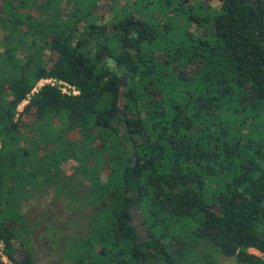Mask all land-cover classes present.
I'll list each match as a JSON object with an SVG mask.
<instances>
[{
	"label": "trees",
	"instance_id": "16d2710c",
	"mask_svg": "<svg viewBox=\"0 0 264 264\" xmlns=\"http://www.w3.org/2000/svg\"><path fill=\"white\" fill-rule=\"evenodd\" d=\"M78 192L67 264H264V0H0L10 264Z\"/></svg>",
	"mask_w": 264,
	"mask_h": 264
},
{
	"label": "rangeland",
	"instance_id": "374dc122",
	"mask_svg": "<svg viewBox=\"0 0 264 264\" xmlns=\"http://www.w3.org/2000/svg\"><path fill=\"white\" fill-rule=\"evenodd\" d=\"M122 82L124 77L119 76ZM26 101L22 102L18 107L22 109ZM70 166L73 162H69ZM69 167V165H68ZM66 170V169H65ZM69 171V170H67ZM73 182V181H72ZM87 185V181H84ZM50 191V197L57 196V193ZM62 206L56 202L49 204L48 206L30 207L27 208L29 215H27L28 223L33 231L32 234V249L33 257L36 264H67L64 258V246L69 237L83 235L86 231V216L88 213V206L85 198L80 196L76 197L74 205L70 200H61ZM73 209H66L67 207ZM38 214V215H37ZM39 220L41 223L35 225L33 220ZM63 247V248H62ZM251 252H255L250 249ZM17 256L19 254L17 253ZM7 258V257H6ZM7 263H10L8 259H5ZM216 264H237L231 259H226L222 256L217 257Z\"/></svg>",
	"mask_w": 264,
	"mask_h": 264
},
{
	"label": "built area",
	"instance_id": "2783aa9c",
	"mask_svg": "<svg viewBox=\"0 0 264 264\" xmlns=\"http://www.w3.org/2000/svg\"><path fill=\"white\" fill-rule=\"evenodd\" d=\"M44 84L58 85V88L61 90V92L67 93V94H69L70 92L73 94L78 92L74 87L69 86L66 82L57 81L56 79H53V78L40 79L37 82L36 86L33 88L32 92L37 91ZM69 88L71 90H69ZM257 254H259V253H257ZM0 256H1L2 260L4 262H6L5 259H7V258L3 253V242L2 241H0Z\"/></svg>",
	"mask_w": 264,
	"mask_h": 264
},
{
	"label": "water",
	"instance_id": "95a60500",
	"mask_svg": "<svg viewBox=\"0 0 264 264\" xmlns=\"http://www.w3.org/2000/svg\"><path fill=\"white\" fill-rule=\"evenodd\" d=\"M218 211H219V206L217 207Z\"/></svg>",
	"mask_w": 264,
	"mask_h": 264
},
{
	"label": "clouds",
	"instance_id": "9594fccd",
	"mask_svg": "<svg viewBox=\"0 0 264 264\" xmlns=\"http://www.w3.org/2000/svg\"><path fill=\"white\" fill-rule=\"evenodd\" d=\"M253 253H255V252H253ZM258 253V252H257ZM257 253H255V254H257ZM10 264V263H9Z\"/></svg>",
	"mask_w": 264,
	"mask_h": 264
},
{
	"label": "crops",
	"instance_id": "0c3cea01",
	"mask_svg": "<svg viewBox=\"0 0 264 264\" xmlns=\"http://www.w3.org/2000/svg\"><path fill=\"white\" fill-rule=\"evenodd\" d=\"M253 250L257 252V250H255V249H253Z\"/></svg>",
	"mask_w": 264,
	"mask_h": 264
}]
</instances>
